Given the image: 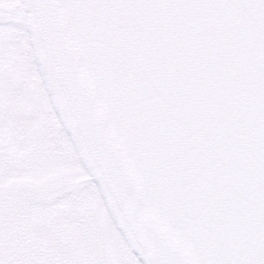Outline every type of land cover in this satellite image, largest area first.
<instances>
[{
	"label": "snow or ice",
	"instance_id": "1",
	"mask_svg": "<svg viewBox=\"0 0 264 264\" xmlns=\"http://www.w3.org/2000/svg\"><path fill=\"white\" fill-rule=\"evenodd\" d=\"M0 264H264V0H0Z\"/></svg>",
	"mask_w": 264,
	"mask_h": 264
}]
</instances>
